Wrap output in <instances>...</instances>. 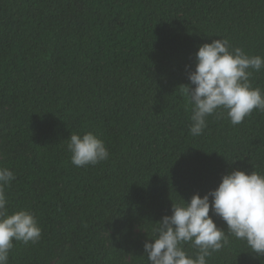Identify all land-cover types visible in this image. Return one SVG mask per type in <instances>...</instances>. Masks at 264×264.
Returning <instances> with one entry per match:
<instances>
[{
    "label": "trees",
    "instance_id": "trees-1",
    "mask_svg": "<svg viewBox=\"0 0 264 264\" xmlns=\"http://www.w3.org/2000/svg\"><path fill=\"white\" fill-rule=\"evenodd\" d=\"M215 39L264 56V0H0V166L16 177L9 213L42 229L9 264H149L144 245L173 203L236 170L264 173V112L236 126L210 115L190 134L183 86ZM251 82L264 90V69ZM86 132L110 156L76 167L68 139ZM228 241L207 264H264Z\"/></svg>",
    "mask_w": 264,
    "mask_h": 264
},
{
    "label": "clouds",
    "instance_id": "clouds-1",
    "mask_svg": "<svg viewBox=\"0 0 264 264\" xmlns=\"http://www.w3.org/2000/svg\"><path fill=\"white\" fill-rule=\"evenodd\" d=\"M262 69L264 56L249 55L227 39L200 46L195 70L188 76L191 84L183 86L193 105L190 134L202 135L210 115L226 114L236 126L254 110L264 112V90L251 82L253 73ZM67 149L76 167L95 166L110 156L105 142L93 132L72 133ZM15 179L12 170L0 166V264H9L14 242L35 244L42 237L30 211L9 213L6 189ZM210 212L226 222L227 232L217 226ZM156 224V236L150 239L154 242L144 245L149 264H207L212 253L228 244V235L264 255V173L236 170L224 175L219 186L203 197L197 193L190 202L173 203L172 215ZM185 244L197 248V253L189 255Z\"/></svg>",
    "mask_w": 264,
    "mask_h": 264
},
{
    "label": "rangeland",
    "instance_id": "rangeland-1",
    "mask_svg": "<svg viewBox=\"0 0 264 264\" xmlns=\"http://www.w3.org/2000/svg\"><path fill=\"white\" fill-rule=\"evenodd\" d=\"M54 264H56V263H54Z\"/></svg>",
    "mask_w": 264,
    "mask_h": 264
}]
</instances>
